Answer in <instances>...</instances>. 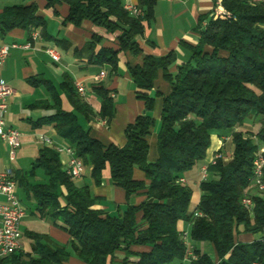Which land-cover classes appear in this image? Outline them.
<instances>
[{
  "label": "trees",
  "instance_id": "1",
  "mask_svg": "<svg viewBox=\"0 0 264 264\" xmlns=\"http://www.w3.org/2000/svg\"><path fill=\"white\" fill-rule=\"evenodd\" d=\"M61 2L67 4L64 23L88 21L119 32L116 47L95 50L101 36L93 34L80 50L74 48L86 54L89 63L109 65L117 72L119 51L141 54L136 36L152 19L155 0H138V14L128 11L123 0H46V6ZM220 4L223 17L214 18L211 13L199 17L198 41L187 45L189 58L175 71L169 69L175 62L172 52L158 57L144 54L139 62L127 63L144 111L126 125L122 146L101 142L79 123L78 114L88 120L94 113L71 76L63 73L61 88L77 113L57 108L35 124H52L76 157L90 166L96 184L108 167L112 184L125 193L126 206L116 214L96 208L97 197L89 186L77 185L61 167L58 152L42 147L28 170L12 175L33 196L41 214L62 220L69 240L51 246L41 242L39 233H31L36 255L13 252L0 264H63L71 253L85 264H264V192L251 196V210L241 201L253 187V159L264 145V0H220ZM39 24L44 20L34 4L8 7L0 13L2 33L19 26L30 34ZM158 71L170 85L167 94L148 92ZM91 89L100 98L98 116L109 122L115 111L113 90L100 81H94ZM155 96H162V104L157 157L151 161L147 136L153 126ZM250 115L261 117L255 132L241 129ZM212 132L219 138L230 136L232 151L226 161L220 156L206 163L207 178L199 182L200 197L190 210L193 190L187 177L205 158ZM37 168L44 170L47 180L31 183L28 178ZM134 168L143 171L147 183L133 177ZM61 195L64 205L59 202ZM135 196L143 199L131 203ZM179 222L190 223L187 243ZM241 232L254 238L237 241L235 236ZM197 242H208L212 254L197 247ZM138 246L148 249L135 250Z\"/></svg>",
  "mask_w": 264,
  "mask_h": 264
},
{
  "label": "crops",
  "instance_id": "2",
  "mask_svg": "<svg viewBox=\"0 0 264 264\" xmlns=\"http://www.w3.org/2000/svg\"><path fill=\"white\" fill-rule=\"evenodd\" d=\"M123 3L136 5L138 0H123ZM29 4L36 5L37 13L43 18L44 24L37 25L30 34L19 26L12 27L5 33L0 31V44L25 43L27 41L31 43L28 48L10 49L6 60L0 64V78L12 88L11 94L7 97L6 125L20 132V146L13 160L8 159V145L0 140V172L9 168L14 175L28 170L42 147L55 149L56 146L62 148L68 146V142L52 124H35L39 118L52 114L57 108L65 112H76L71 100L61 88L63 73H68L74 82L79 81L84 85L85 94L82 96L91 105L94 113L88 120L78 114L79 123L83 127L90 128V135L98 138L101 142L122 146L126 140V125L144 111V101L137 97L139 89L136 88L129 75L127 63L139 62L144 54L158 57L172 52L175 62L169 69L175 71L176 65L189 58L190 53L187 45H195L198 41L197 23L199 17L212 13L216 8H221L219 7L220 0L215 3L213 0H155L152 19L144 23V32L136 36L141 54L132 56L128 51H119L117 72H114L111 71L109 65L89 63L87 55L75 52L74 48L80 50L85 43L92 40L93 34L101 36L95 50L101 46L116 47L115 38L119 34L118 31L108 32L102 26L88 21H83L80 25L64 23L63 18L67 13V4L64 2L47 7L46 0H0V13L8 7ZM34 31L38 36L33 40L31 33ZM47 48L55 49L59 53L60 59L53 60L46 52ZM101 73H103V77L98 81L106 88L113 90L115 102L114 115L109 122L98 116L100 98L91 89V84L97 81L95 76ZM156 91H160L162 94H167L170 91V85L162 77L161 71H158L153 88L148 92L153 94ZM161 104L162 96H155L151 111L153 126L147 136L149 145L147 157L151 161L157 157L156 135L160 125ZM42 135L50 138L52 144L43 141L40 138ZM221 139L219 145L222 143ZM226 143L225 141L224 147ZM57 152L61 167L66 171L69 155L64 149ZM216 153V150L212 152L211 160ZM83 171L84 169L81 176L75 178L74 182L77 185L87 184L89 186L91 193L97 197L96 208L109 214H116L125 208V193L120 187L112 184L108 167L102 170L99 184H96L91 177L90 166L89 181L84 182ZM133 177L145 180L144 173L139 168H134ZM28 180L31 183L44 182L47 180V176L43 169L37 168L34 176L29 177ZM145 182L147 183L146 180ZM60 190L65 193L64 186H60ZM16 193L25 210V215L20 221L21 236L19 246L14 252L35 256L36 253L33 249L35 239L31 236V233L35 232L41 235V242L51 246L65 245L69 240V235L62 220L46 213L41 214L36 209L37 205L33 196L27 193L18 182ZM142 199V196H135L130 199V202L137 204ZM198 200L199 198L195 202L197 203ZM3 201L4 197L0 195V202ZM59 202L64 205L62 195L59 196ZM184 226L185 223L179 222V229L185 230ZM253 238L254 236L250 233H239L235 236L237 241H251ZM134 249L146 250L148 248L138 246ZM117 257L122 258V254L118 253ZM63 264L85 263L71 253ZM128 264L137 263L129 262Z\"/></svg>",
  "mask_w": 264,
  "mask_h": 264
},
{
  "label": "built area",
  "instance_id": "3",
  "mask_svg": "<svg viewBox=\"0 0 264 264\" xmlns=\"http://www.w3.org/2000/svg\"><path fill=\"white\" fill-rule=\"evenodd\" d=\"M124 7L133 14L139 13V10L135 5L124 4ZM219 7L221 8H216L211 13L214 18L223 17L225 14L221 4ZM37 36L38 34L35 31L31 33V39L34 40L37 38ZM30 46V41L25 43L10 42L0 44V64L6 60L10 49L16 47L28 48ZM46 52L52 57L53 60L58 61L60 59V55L55 49L47 48ZM101 77H103V73L96 75L95 80L98 81ZM74 83L79 94L84 95V85L79 81H75ZM11 92V86L0 78V140L8 145L9 160H13L15 158L16 151L20 146V132L12 127L7 126L5 121L7 97L11 94ZM40 138L46 143L50 145L52 144L50 138L43 135L40 136ZM227 139L228 137L223 138V140ZM55 149L59 152L64 149L68 153L69 158L66 172L74 179L79 178L82 174L83 162L80 158L76 157L73 149L69 146L64 148L56 146ZM262 151L264 150H260V152L253 159L252 184L255 189L264 192V155H262ZM220 156L221 153H216L211 162L214 163L215 159ZM200 173L201 180L207 178L206 164L201 166ZM16 185L17 182L13 178L12 171L9 168L0 172V195L4 197V201L0 202V262L13 253L19 246V238L21 236L19 225L21 219L25 215V210L20 203L19 197L17 196ZM241 201L249 210L252 209L253 201L249 195L245 194ZM182 237L187 243L188 232L183 230Z\"/></svg>",
  "mask_w": 264,
  "mask_h": 264
},
{
  "label": "rangeland",
  "instance_id": "4",
  "mask_svg": "<svg viewBox=\"0 0 264 264\" xmlns=\"http://www.w3.org/2000/svg\"><path fill=\"white\" fill-rule=\"evenodd\" d=\"M260 116H254V115H250L245 123L241 126V129H243L244 131H257L258 128L260 127ZM228 137L227 140H223V138ZM230 136H224L221 139V142L223 143V141H226L227 143L225 144V147L222 146V150H221V156L226 160L229 159L230 157V153L232 151V144L230 141ZM220 143V138L217 136V134L215 132L211 133V138H210V146L207 150V154L205 156V158L203 159V161L198 162L192 173L189 174V176L187 177V183L188 185L192 188L193 192H192V199H191V204H190V210H193L195 208L196 202L195 200H197L199 198V187L198 184L201 181V176H200V165L202 163H208L209 161H211V156H212V152H214L215 150H217L218 146ZM260 150H264V145H260ZM84 171V182L85 181H89L90 177H89V166L88 165H84L83 167ZM82 182V183H84ZM247 195H249L250 197L254 194H261L260 191H258L257 189H255L254 187H251L247 190L246 192ZM189 227H190V223H186L184 226V229L188 232L189 231ZM244 233V232H241ZM195 245H197V247L203 249L205 252H208L209 254H212V250L211 247L209 245L208 242H197L195 243ZM170 264H177L176 262L170 263Z\"/></svg>",
  "mask_w": 264,
  "mask_h": 264
}]
</instances>
